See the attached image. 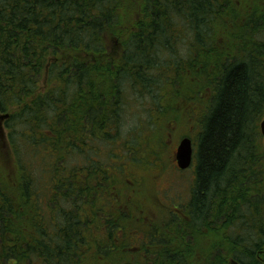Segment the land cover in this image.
I'll use <instances>...</instances> for the list:
<instances>
[{"label":"trees","instance_id":"trees-1","mask_svg":"<svg viewBox=\"0 0 264 264\" xmlns=\"http://www.w3.org/2000/svg\"><path fill=\"white\" fill-rule=\"evenodd\" d=\"M123 5L0 0V264H264V0H137L130 27ZM130 93L149 114L124 130ZM173 125L194 129L180 203L147 179L179 172Z\"/></svg>","mask_w":264,"mask_h":264},{"label":"rangeland","instance_id":"rangeland-1","mask_svg":"<svg viewBox=\"0 0 264 264\" xmlns=\"http://www.w3.org/2000/svg\"><path fill=\"white\" fill-rule=\"evenodd\" d=\"M126 1L128 3V7L123 5L125 9H123L124 16H123L122 21L125 19V27H130L132 24V21H134V19H137V14H136V9H135L137 0H126ZM127 17L128 19H126ZM128 93L129 92L127 90V94ZM127 98H128L127 104H129V108L126 110V116L128 119L126 121V124L123 127L124 130H127V128L129 126H132L133 124L138 125L140 122L145 123V121L147 120V116L149 114L147 112V107H149L148 103L151 100L150 96L149 95L146 96L145 93H140L139 96H137V101H134L133 93H130L127 96ZM171 98L180 99L174 96L172 86L169 83L167 82L162 83L160 86L159 92L157 94V99H156L157 104H160L162 107H164V105L167 104L168 102L171 103L169 101L171 100ZM174 106H176V104H174ZM188 106L189 108L187 107V105H183L182 107L180 106L178 110L176 111L177 114L175 116L183 117L184 115H189V116H193L194 118L197 117V114L199 113V107H194V105H191V104ZM155 114L156 112L155 110H153L150 113V116L151 118L158 120V123L154 125V129L157 130L161 121L164 119V117L168 116L169 112H164L161 115L159 114L155 115ZM171 131L174 134L168 133V135L166 136V139H167L166 146L167 148H169V150H168V153L165 154L164 158L167 159V157H169L168 162H170L172 167H175L176 166L175 165L176 147L181 138H183L184 136L189 137V135L187 134H192L190 136L193 137L194 129L190 127L188 130H186V128H183L182 125H176V126L173 125L171 126ZM7 133H8V130L6 129V127H4L5 137ZM139 135H140V142L142 141V138L146 139L149 142L148 144H146V141L142 142L144 144V145H141L142 151L146 147L156 146L160 142V141H156L157 139H159V136L157 135L156 131H149L147 128L145 129V127H140ZM105 149H107V147ZM0 150H1V147H0ZM6 151L7 153L11 152L8 145L6 146ZM142 154L143 152H140L138 157L142 156ZM3 159H5L4 156H3ZM1 166H2V169L0 172H4L5 173L4 175L7 176V179H9V176L14 175L13 174L14 168L11 164L10 166L3 165V162H2ZM132 171L136 173L135 169H132ZM165 174L166 176H160L158 179L152 178L149 176L147 178L148 182L152 183L154 188L161 189L166 195L169 196V198H173L174 201H178V203H180V201L184 202V200L187 199L188 187L190 186V181H189L190 170H184L183 172H177L174 169V170H171L170 172L165 171ZM136 178H137V175L136 177H134L131 175V173L127 174V179L134 180ZM154 183H156V187ZM162 191H160V193L158 194V199L161 202V205H158V206L155 205L154 207V208H157L158 213H164L167 210V208H170L169 203L164 200L165 195L164 193H162Z\"/></svg>","mask_w":264,"mask_h":264},{"label":"water","instance_id":"water-1","mask_svg":"<svg viewBox=\"0 0 264 264\" xmlns=\"http://www.w3.org/2000/svg\"><path fill=\"white\" fill-rule=\"evenodd\" d=\"M8 117V113H0V123ZM259 127L262 135V145L264 147V117L260 121ZM175 159L178 168L186 169L190 167L193 160V143L191 138L185 136L180 139L176 148Z\"/></svg>","mask_w":264,"mask_h":264},{"label":"flooded vegetation","instance_id":"flooded-vegetation-1","mask_svg":"<svg viewBox=\"0 0 264 264\" xmlns=\"http://www.w3.org/2000/svg\"><path fill=\"white\" fill-rule=\"evenodd\" d=\"M4 123H5V120L0 123V147L1 148H4V146L6 144V141H7V136L5 137V134H4V127H5ZM175 165H176V167H177L179 172H183L184 170H188L190 168L194 171V165H195V161H194V147H193V160H192V164L190 165L189 168H186V169L178 168L177 163H176V159H175Z\"/></svg>","mask_w":264,"mask_h":264}]
</instances>
